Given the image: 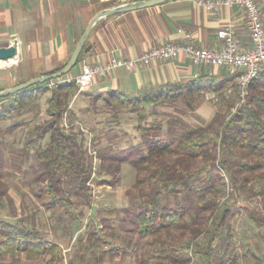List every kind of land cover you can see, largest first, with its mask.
<instances>
[{
    "label": "rangeland",
    "instance_id": "1",
    "mask_svg": "<svg viewBox=\"0 0 264 264\" xmlns=\"http://www.w3.org/2000/svg\"><path fill=\"white\" fill-rule=\"evenodd\" d=\"M54 79L47 80L45 86ZM234 88L231 85L229 92L223 89L215 95L202 93L194 96L193 101L179 95L172 102L155 103L140 111V120L134 111H129L130 105L114 111L102 101L100 106L96 105L102 109L101 114L99 111L93 116L90 112L74 121L69 106L79 91L77 88L68 100V109L61 114L60 125L75 139L73 143L67 142L66 149L71 145L85 163L91 161L92 173L87 181L91 188L89 205L76 195L67 180L61 181L58 193L70 201L68 205L55 202L48 206L40 192L42 183L36 178L40 169L35 153L38 147L46 146L49 135L35 138L27 150L23 145L34 134V126L48 119L45 109L49 97L42 94L29 111L0 120V181L7 197L0 206V219L21 218L36 233L57 244L53 257L48 253L7 254L0 264H44L50 257L53 264H140L141 260L148 264H207L202 253L189 246L195 229L201 231L194 239L199 251H205L209 240L214 239L213 264H217L224 251L229 264H264V148L253 151L244 143L234 145L230 136L239 133L238 124L232 128L230 123L226 128L228 138L222 146L215 135L221 121L229 119L246 101L248 88L243 98L238 95V87ZM259 90L264 96V85ZM165 91L173 93L175 89ZM200 102L206 107L212 105V110H195ZM138 122L143 126L160 124V137L172 146L183 132L207 128L202 146L187 148L192 153L189 162L194 171L188 189L178 193L164 191L159 197L160 205H182L183 217L178 226L147 236L137 233L126 211L130 198L127 190L135 180L134 167L128 162L123 167L119 164L118 177L114 180L99 168L100 162L107 163V159L98 156L103 149L140 142ZM170 125L174 130L167 132ZM249 142L250 139H245V143ZM201 149L208 150L207 155L200 153ZM225 205L229 213L221 222L218 212ZM12 213L16 216L12 217ZM217 226L219 231L215 230Z\"/></svg>",
    "mask_w": 264,
    "mask_h": 264
},
{
    "label": "crops",
    "instance_id": "2",
    "mask_svg": "<svg viewBox=\"0 0 264 264\" xmlns=\"http://www.w3.org/2000/svg\"><path fill=\"white\" fill-rule=\"evenodd\" d=\"M127 1L130 0H0V46L10 43L16 46L15 58L10 63H0V89L59 70L87 22L103 8ZM260 11L264 25V2H260ZM222 28L234 34L241 48L250 45L245 13L237 5L220 3L215 8H207L193 0H167L107 14L94 21L84 43V46L90 45L89 50L80 51L78 62L66 75L79 74L83 62L97 64L112 56L135 57L157 44L184 42L185 32L194 44L217 46L220 41L216 30ZM256 81L261 83L259 88L264 85V67ZM194 82L212 86L200 94L215 95L213 86L229 92L236 82V73L224 66L195 64L180 53L173 59H159L129 70L119 67L104 75L95 74L87 87L75 93L69 111L74 121H79L77 118L90 112L93 116L95 112L101 114L102 109L96 105L100 106L105 95L112 91L137 96ZM49 95L46 91L43 97ZM5 101L0 99L1 104ZM211 108L212 105L206 107L200 102L195 110L207 112Z\"/></svg>",
    "mask_w": 264,
    "mask_h": 264
},
{
    "label": "trees",
    "instance_id": "3",
    "mask_svg": "<svg viewBox=\"0 0 264 264\" xmlns=\"http://www.w3.org/2000/svg\"><path fill=\"white\" fill-rule=\"evenodd\" d=\"M80 54L76 60L78 62ZM258 76V75H257ZM257 76L251 80L248 85V94L243 106L240 107L227 120L221 121L220 127L216 129L215 135L219 139L220 146L227 141L226 128L232 123V128L239 131L238 134L231 135L234 145L246 144L250 150L256 151L264 148V96L259 90L261 83ZM46 81L31 85L26 89L15 92L0 99L6 100L0 107V120L4 121L10 118L13 113L23 114L31 109L33 102L41 98L46 91L50 95L45 109L48 119L34 126L33 135L25 140L24 148L27 150L31 141L35 138L42 139L46 134L49 135L45 147H38L35 153L38 168L40 169L36 178L42 183L40 186L41 194L45 196V202L54 205L55 202L68 205L70 201L67 198L59 196L60 183L62 180L73 186L76 195L82 196L87 204L90 202V185L87 181L92 173L91 161L87 163L84 159L73 152V147L68 145L75 139L70 133H67L60 125V119L68 109V100L75 93L77 84L75 82H65L57 86L47 87ZM263 83V82H262ZM232 85L237 89V84ZM212 86L206 87L205 83H191L189 86L179 85L170 93V91H155L143 95H129L119 91L108 93L105 104L110 110L121 111L130 105L129 111L135 112L140 120L141 112L144 108L152 106L155 103L172 102L173 97L181 95L183 99L190 101L200 94L201 90H206ZM234 88V89H235ZM213 90L222 93L221 87H214ZM256 101V104L253 103ZM251 104V105H250ZM193 107V103L190 104ZM140 122V121H139ZM136 124L138 131L141 132V141L122 148L112 149L109 147L98 152V156L107 159V163L100 162L99 168L104 171L109 178L117 180V173L120 170L122 162L130 163L135 169V180L132 186L127 190L130 195L126 211L134 224V228L139 235L147 236L157 234L162 231H168L170 227L178 226L180 219L184 215L182 205L175 204L174 207L160 205L159 197L164 191L178 193L181 189L188 187L194 178V171L191 169L190 158L192 153L188 147L199 148L202 146V139L206 134L207 128L196 127L183 132L173 146L167 143L161 136V125H140ZM237 122V123H236ZM174 128L168 126L167 132ZM215 137V138H216ZM245 139L251 142L245 143ZM81 149V146H78ZM221 151V150H220ZM208 150H202L200 153L207 155ZM246 165V163H244ZM247 166V165H246ZM249 167V166H247ZM7 198V197H6ZM5 198V189L0 181V206L7 201ZM11 203V202H10ZM92 208V205H90ZM229 208L223 206L220 212L221 222L228 216ZM12 217L16 216L12 213ZM259 222L263 220L254 216ZM21 218L9 221V219H0V259L7 254L25 253L30 256H37L42 253L53 254L57 249L54 241L43 238L36 233L34 227H30L21 221ZM194 230V228H193ZM215 230L219 231L217 226ZM201 231L195 229L193 236L190 237L191 247L197 248L202 253L207 264H213L211 257V248L214 239L208 242L205 251L198 250V243L194 240ZM52 257L48 258L44 264H53ZM228 255L225 253L219 258L217 264H229ZM188 261V260H187ZM140 264H148L147 261H140ZM191 264H193L191 262Z\"/></svg>",
    "mask_w": 264,
    "mask_h": 264
},
{
    "label": "built area",
    "instance_id": "4",
    "mask_svg": "<svg viewBox=\"0 0 264 264\" xmlns=\"http://www.w3.org/2000/svg\"><path fill=\"white\" fill-rule=\"evenodd\" d=\"M207 8H215L218 5H237L245 13L246 27L250 39V45L241 48L234 34L225 28L216 30V36L220 44L213 47H205L194 44L189 33L184 42H165L152 46L135 57L112 56L105 62L89 64L83 62L75 83L78 90L87 87L95 74L104 75L111 69H132L141 65H148L159 59H173L180 53H184L195 64L224 66L236 73V84L242 98L247 94V88L264 67V25L262 21L260 2L264 0H193ZM72 77L66 75L50 81L47 86H57L70 82ZM243 101V99H241Z\"/></svg>",
    "mask_w": 264,
    "mask_h": 264
},
{
    "label": "water",
    "instance_id": "5",
    "mask_svg": "<svg viewBox=\"0 0 264 264\" xmlns=\"http://www.w3.org/2000/svg\"><path fill=\"white\" fill-rule=\"evenodd\" d=\"M167 0H130L124 3H120L111 7L103 8L102 10L98 11L91 19L87 22L86 27L84 28L81 35H79V39L76 42V45L70 54L68 60L65 62L63 67H61L59 70L46 73L38 76H34L31 79H28L26 81H23L21 83H18L16 85H13L8 88L0 89V97H5L10 94H13L15 92L21 91L23 89H26L27 87L42 83L44 81L50 80L52 78L60 77L61 75H66V73L69 72V70L75 65L76 60L78 58V55L81 50L84 52L88 51L90 48V45L84 46V43L87 39V35H89L92 25L94 24V21H96L99 17L112 14V13H119L124 12L132 9H138L145 6H151L155 4H159L162 2H165ZM16 56V46L14 43H10L7 46H0V60L1 61H8ZM75 77L72 78V82H75Z\"/></svg>",
    "mask_w": 264,
    "mask_h": 264
},
{
    "label": "bare ground",
    "instance_id": "6",
    "mask_svg": "<svg viewBox=\"0 0 264 264\" xmlns=\"http://www.w3.org/2000/svg\"><path fill=\"white\" fill-rule=\"evenodd\" d=\"M12 61V59L11 60H8V61H1L0 60V63H2V64H7V63H10Z\"/></svg>",
    "mask_w": 264,
    "mask_h": 264
}]
</instances>
